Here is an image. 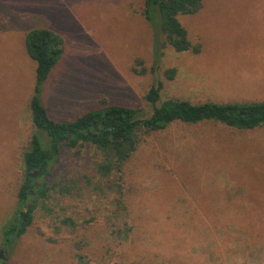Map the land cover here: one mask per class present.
<instances>
[{
    "label": "rangeland",
    "instance_id": "1",
    "mask_svg": "<svg viewBox=\"0 0 264 264\" xmlns=\"http://www.w3.org/2000/svg\"><path fill=\"white\" fill-rule=\"evenodd\" d=\"M143 8L144 0H0V264H264V126L213 120L138 133L121 177L98 173L105 156L96 145H64L32 224L10 242L4 236L35 131V63L24 43L31 28L63 39L40 91L56 121L104 104L147 115L144 96L157 79L161 100L264 99V0H202L178 17L199 52L167 45L155 72V31ZM136 58L145 73L134 71Z\"/></svg>",
    "mask_w": 264,
    "mask_h": 264
},
{
    "label": "trees",
    "instance_id": "2",
    "mask_svg": "<svg viewBox=\"0 0 264 264\" xmlns=\"http://www.w3.org/2000/svg\"><path fill=\"white\" fill-rule=\"evenodd\" d=\"M201 7L202 0H144L143 15L154 27L157 45V50H153L156 58L151 64V72L158 70L163 49L167 45L177 52H199L200 45L191 43L178 17L194 14ZM24 43L27 54L35 63L34 88L29 99L30 117L35 131L23 152L24 175L16 194L17 209L4 228V236L8 242L21 237L32 224L34 209L38 200L46 196L47 179L51 168L60 161L59 154L64 145H96L105 156L104 161L97 165L98 173L106 176L115 171L121 177L126 162L137 148L138 133L142 131L162 130L175 121L196 124L213 120L240 130L264 126V99L227 103H192L173 98L161 100L163 83L159 79L150 85L144 96L151 107L147 115L141 108L104 104L101 110L84 112L73 120L56 121L49 116L41 102L40 91L51 70L64 54L63 39L49 28L33 27L25 34ZM135 67L134 71L138 73L146 72L142 59H135ZM174 72V68L164 70L169 79L173 78ZM35 171L38 172L36 178L28 175ZM39 178L43 180L37 186L35 182ZM64 222H69V219ZM81 247L80 244L77 249L80 250ZM77 257L80 262L84 261L82 254H77Z\"/></svg>",
    "mask_w": 264,
    "mask_h": 264
},
{
    "label": "water",
    "instance_id": "3",
    "mask_svg": "<svg viewBox=\"0 0 264 264\" xmlns=\"http://www.w3.org/2000/svg\"><path fill=\"white\" fill-rule=\"evenodd\" d=\"M97 127H96V131H97ZM29 176L33 177V178H36L37 175H38V172L35 171L34 173H28ZM35 185L39 186V183L35 182ZM0 257L3 258L2 254L0 253Z\"/></svg>",
    "mask_w": 264,
    "mask_h": 264
}]
</instances>
